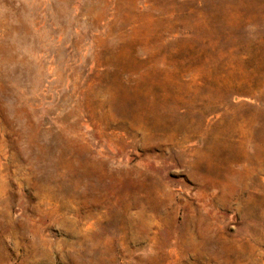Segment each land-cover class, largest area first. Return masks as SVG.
Returning a JSON list of instances; mask_svg holds the SVG:
<instances>
[{"label": "rangeland", "instance_id": "1", "mask_svg": "<svg viewBox=\"0 0 264 264\" xmlns=\"http://www.w3.org/2000/svg\"><path fill=\"white\" fill-rule=\"evenodd\" d=\"M0 264H264V0H0Z\"/></svg>", "mask_w": 264, "mask_h": 264}]
</instances>
